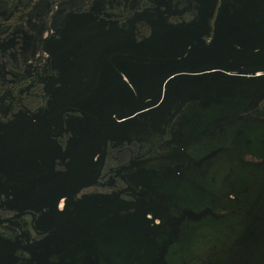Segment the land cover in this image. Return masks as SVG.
Returning <instances> with one entry per match:
<instances>
[{
    "label": "rangeland",
    "instance_id": "374dc122",
    "mask_svg": "<svg viewBox=\"0 0 264 264\" xmlns=\"http://www.w3.org/2000/svg\"><path fill=\"white\" fill-rule=\"evenodd\" d=\"M0 58L45 88L0 94V264H264V0H0Z\"/></svg>",
    "mask_w": 264,
    "mask_h": 264
},
{
    "label": "flooded vegetation",
    "instance_id": "af4514ba",
    "mask_svg": "<svg viewBox=\"0 0 264 264\" xmlns=\"http://www.w3.org/2000/svg\"><path fill=\"white\" fill-rule=\"evenodd\" d=\"M4 59L5 58H3V60ZM0 60H1V58H0ZM24 64L25 63L21 62L19 65H16L11 60L9 61V65L11 67L16 68V69H22V66H24ZM30 74L35 77L36 81H39L38 77L34 74L33 70L29 74H23L21 76H17V77H13V78L8 77V76L7 77L0 76V94H2L5 90L9 91L10 101L12 104V110H15L18 108H24L27 110H32V109H29L27 107V105L21 100L22 97L19 98V96H18V94H20V93H28L29 87H30L29 80L28 81L25 80L24 83H21V84H19L18 82L29 77ZM2 78L4 80H1ZM39 82H41V81H39ZM43 88H44V85H43ZM44 90H45V88H44ZM42 103H43V101L41 102V104ZM40 105H38V106H40ZM37 107H35V108H37ZM35 108H33V109H35ZM59 142H60V144H63V140H60ZM145 150H146V148L144 146H142L140 144V142H138L136 140L124 141L120 144H116L113 146L107 145L104 163H105L107 156H111L112 160L109 163V165L105 168H104V164H103L101 171L98 170L99 174L97 172L94 179L98 180L101 176H105V179H107L111 175H114V172L118 167L126 165V164L130 163L131 161L137 160V158H142V157L146 158V157H150L153 155L152 154L149 156H143V154L145 153ZM148 151L154 152L153 149L148 150ZM107 152H108V155H107ZM123 156L128 157V162L127 163L124 162L122 164L118 163L119 159H121ZM99 169H100V167H99ZM206 213H207L206 209H203L198 214H190L189 212H186L185 215L195 219V218H198L202 215H205ZM0 214H1L0 221H6L9 219H12L15 217V215H17L15 212L10 211L5 207H0ZM49 263H51V262H47L45 264H49ZM73 264H94V260L90 257L82 258L81 260L73 262Z\"/></svg>",
    "mask_w": 264,
    "mask_h": 264
},
{
    "label": "trees",
    "instance_id": "16d2710c",
    "mask_svg": "<svg viewBox=\"0 0 264 264\" xmlns=\"http://www.w3.org/2000/svg\"><path fill=\"white\" fill-rule=\"evenodd\" d=\"M25 80H29V91L28 93H20L18 94L19 98L22 97V101L27 105V107L29 109H33L35 107H37L38 105L41 104V102L44 100L45 98V90L43 88V84L39 81L35 80V77L33 75H29V77L25 78L24 80L19 81L18 83H24ZM143 154V153H142ZM153 152L148 151L147 149L145 150V153L143 154V156H149L152 155ZM108 155V152H107ZM112 157L111 156H107L105 163H104V168L107 167L109 165V163L111 162ZM127 163L128 162V157L127 156H123L121 159H119L118 163Z\"/></svg>",
    "mask_w": 264,
    "mask_h": 264
},
{
    "label": "water",
    "instance_id": "95a60500",
    "mask_svg": "<svg viewBox=\"0 0 264 264\" xmlns=\"http://www.w3.org/2000/svg\"><path fill=\"white\" fill-rule=\"evenodd\" d=\"M198 69H190V70H185V69H179V70H176V71H172V72H169L167 74H165L162 79L160 80V83H159V94L157 96V99L155 100L154 103L148 105V106H141L139 108H136V109H126V110H123L119 113H117L116 115H114L106 124L105 126L103 127V131H104V140H103V147H102V153H101V163H100V169L99 171H101V168L104 164V159H105V153H106V148H107V136H106V131L108 129V127L110 126V124L117 120V119H120V118H123L125 116H128V115H131V114H134L136 112H139L143 109H146V108H150V107H153L155 106L158 102H159V97H160V93H161V83L167 79L168 77L174 75V74H177V73H182V72H194ZM99 174V172H98ZM95 180V179H94ZM81 187L78 188V190H80ZM162 263V251L159 252L158 256H157V259L152 263V264H161ZM57 264H66V263H62V262H59Z\"/></svg>",
    "mask_w": 264,
    "mask_h": 264
},
{
    "label": "bare ground",
    "instance_id": "6f19581e",
    "mask_svg": "<svg viewBox=\"0 0 264 264\" xmlns=\"http://www.w3.org/2000/svg\"><path fill=\"white\" fill-rule=\"evenodd\" d=\"M174 203H175V202H174ZM136 211H137V210H136ZM118 213H119V212H117V214L114 213V216H113V214H111V215H112V217H115V214L118 215ZM123 213H124V212L122 211V214H123ZM140 214H141V212H140ZM104 215H105V214H104ZM111 215H110L109 217H111ZM16 217H17V216H16ZM106 217H107V215H106ZM133 217H134V216H133ZM58 219H59V218H58ZM104 219H107V218H104ZM104 219H103V220H104ZM106 221H108V220H106ZM114 222H115V221H114ZM158 222H159V221H158ZM110 224H111V223H110ZM116 225H117V223L115 224V226H116ZM109 226H110V225H109ZM10 228H11V227H10ZM6 230H7V228H6ZM8 232L11 233V232H13V231H9V230H7V232H6L7 235H8ZM53 233H54V232H53ZM11 235H12V234H11ZM51 236H52V234H51ZM8 237H9V236H8ZM10 237H14V236H10ZM23 237H24V236H22V238H23ZM122 237H123V236H122ZM28 238H30V237H28ZM12 239H13V238H12ZM18 240H21V241L23 240V241H24L25 238H23V239L20 238V239H18ZM12 241H13V240H12ZM61 245H62V244H61ZM131 246H132V245H131ZM111 247H112V246H111ZM68 248H69V247H68ZM65 249H66V248H65ZM118 249H119V248H118ZM66 250H67V249H66ZM109 251H110V250H109ZM109 251H108V252H109ZM116 251H117V250H116ZM60 252H61V251H60ZM62 253H63V251H62ZM82 253H83V252H82ZM82 253H81V254H82ZM58 254H59V253H57V254H55V255L58 256ZM81 254H80V255H81ZM111 254H112V253H111ZM115 254H116V252H115ZM51 255H53V254H51ZM61 256H64V255L61 254L60 257H61ZM66 256H67V255H66ZM126 256H127V255H126ZM58 257H59V256H58ZM51 258H53V256H52ZM51 258H50V259H51ZM46 259H47V258H46ZM64 259H65V258H64ZM48 260H49V258H48ZM51 260H52V259H51ZM56 260H57V258H55V260H54V258H53L52 261H56ZM66 260H67V259H66ZM66 260H65V262H66ZM104 260H105V259H104ZM107 260H108V259H107ZM66 264H67V263H66Z\"/></svg>",
    "mask_w": 264,
    "mask_h": 264
}]
</instances>
